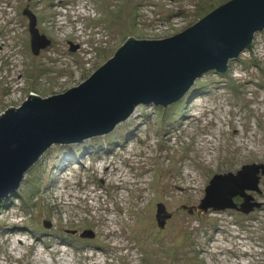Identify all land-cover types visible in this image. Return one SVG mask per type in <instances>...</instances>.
Here are the masks:
<instances>
[{
  "label": "rangeland",
  "instance_id": "rangeland-1",
  "mask_svg": "<svg viewBox=\"0 0 264 264\" xmlns=\"http://www.w3.org/2000/svg\"><path fill=\"white\" fill-rule=\"evenodd\" d=\"M222 1L0 0V114L78 85L129 36H172ZM27 9L52 42L38 55ZM196 82L107 134L50 146L0 200V264H264V174L251 213L199 208L215 174L264 163V29Z\"/></svg>",
  "mask_w": 264,
  "mask_h": 264
},
{
  "label": "water",
  "instance_id": "water-1",
  "mask_svg": "<svg viewBox=\"0 0 264 264\" xmlns=\"http://www.w3.org/2000/svg\"><path fill=\"white\" fill-rule=\"evenodd\" d=\"M24 13L29 17L31 49L38 55L52 42L40 33L36 16L28 9ZM263 29L264 0H223L172 36H129L88 78L64 92L47 97L29 93L19 107L0 114V200L20 187L50 146L107 134L142 104L167 106L192 88L202 89L199 77L209 70L226 71L229 61L251 48ZM259 174H264V163L215 174L199 208L251 213L261 203L247 191H259ZM236 196L242 198L240 203ZM168 217L159 204L158 224L164 226ZM84 236L94 233L88 230Z\"/></svg>",
  "mask_w": 264,
  "mask_h": 264
},
{
  "label": "trees",
  "instance_id": "trees-1",
  "mask_svg": "<svg viewBox=\"0 0 264 264\" xmlns=\"http://www.w3.org/2000/svg\"><path fill=\"white\" fill-rule=\"evenodd\" d=\"M149 117H148V115H146V117H144L143 115H142V117H140V121H145V123H147L148 122V119ZM125 140V139H124ZM11 196H13V195H11Z\"/></svg>",
  "mask_w": 264,
  "mask_h": 264
},
{
  "label": "bare ground",
  "instance_id": "bare-ground-1",
  "mask_svg": "<svg viewBox=\"0 0 264 264\" xmlns=\"http://www.w3.org/2000/svg\"><path fill=\"white\" fill-rule=\"evenodd\" d=\"M12 192H14V191H12ZM12 192H11V193H12ZM11 193H10V194H11Z\"/></svg>",
  "mask_w": 264,
  "mask_h": 264
}]
</instances>
